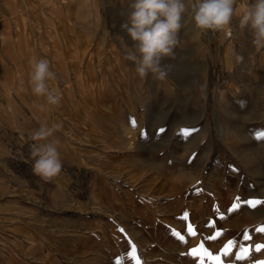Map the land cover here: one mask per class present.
<instances>
[{"label": "rangeland", "instance_id": "rangeland-1", "mask_svg": "<svg viewBox=\"0 0 264 264\" xmlns=\"http://www.w3.org/2000/svg\"><path fill=\"white\" fill-rule=\"evenodd\" d=\"M130 2L0 0L2 257L8 264L264 261V247L255 251L264 246L255 230L264 222H254L264 204L245 203L264 201V51L239 28L253 0H237L224 31L187 23L175 57L165 60L173 65L165 80L139 77L126 59L132 42L121 24ZM33 58L49 61L56 76L47 83L59 104L33 94ZM41 123L62 126L50 137L60 140L62 162L50 180L15 171L21 163L32 171L30 136ZM229 241L235 247L225 256ZM241 246L247 259H236Z\"/></svg>", "mask_w": 264, "mask_h": 264}, {"label": "clouds", "instance_id": "clouds-1", "mask_svg": "<svg viewBox=\"0 0 264 264\" xmlns=\"http://www.w3.org/2000/svg\"><path fill=\"white\" fill-rule=\"evenodd\" d=\"M236 3L237 0H131L127 19L121 24L132 42L125 44L126 59L133 63L139 77L165 80L173 67L165 60L175 57L181 29L191 23L199 32L224 31L237 15ZM239 28L250 32L256 52L264 51V0H253L244 9ZM55 76L47 59L30 61L32 92L43 97L47 105H57L61 100L58 89L49 88L47 83ZM40 107L43 110L45 106ZM61 127L59 123H41L30 136L34 141L30 145L32 171L44 180L55 177L62 169L60 140L50 139ZM254 222H264V215L254 217Z\"/></svg>", "mask_w": 264, "mask_h": 264}, {"label": "snow or ice", "instance_id": "snow-or-ice-1", "mask_svg": "<svg viewBox=\"0 0 264 264\" xmlns=\"http://www.w3.org/2000/svg\"><path fill=\"white\" fill-rule=\"evenodd\" d=\"M159 131L164 132L165 129H160ZM185 131H187V130H185ZM257 138H259V137H257ZM245 203H247L251 207H255L258 203L264 204V201H246ZM255 230L257 232H264V226L257 227ZM180 239L183 242V238L181 237ZM209 239L215 240V239H217V237L213 236V237H209ZM250 239H251V236L248 234H245V240H250ZM233 247H235V242L229 241L228 244L225 245V247L220 251H222L223 255L228 256V255H231V250ZM262 247H264V246L256 245L255 251H257V252L260 251ZM248 251H249L248 248L241 246L239 251L236 253V259H247V256L245 255V253H247ZM192 254L195 255L196 250H192ZM216 264H221V262L217 259ZM256 264H264V261H257Z\"/></svg>", "mask_w": 264, "mask_h": 264}, {"label": "trees", "instance_id": "trees-1", "mask_svg": "<svg viewBox=\"0 0 264 264\" xmlns=\"http://www.w3.org/2000/svg\"><path fill=\"white\" fill-rule=\"evenodd\" d=\"M17 173H19L20 175H23L25 177H27L28 179H35L38 178L37 175H35L33 173V171H31V169L29 168V166L27 164H23L21 163L19 166H17L16 170Z\"/></svg>", "mask_w": 264, "mask_h": 264}, {"label": "crops", "instance_id": "crops-1", "mask_svg": "<svg viewBox=\"0 0 264 264\" xmlns=\"http://www.w3.org/2000/svg\"><path fill=\"white\" fill-rule=\"evenodd\" d=\"M0 255H1V262H0V264H8L7 263V257H2L3 256V254L1 253V251H0Z\"/></svg>", "mask_w": 264, "mask_h": 264}, {"label": "bare ground", "instance_id": "bare-ground-1", "mask_svg": "<svg viewBox=\"0 0 264 264\" xmlns=\"http://www.w3.org/2000/svg\"><path fill=\"white\" fill-rule=\"evenodd\" d=\"M227 34H229V35H230V32H227Z\"/></svg>", "mask_w": 264, "mask_h": 264}]
</instances>
